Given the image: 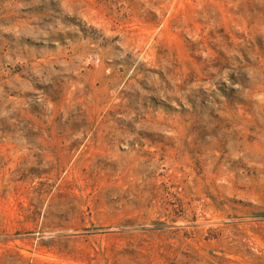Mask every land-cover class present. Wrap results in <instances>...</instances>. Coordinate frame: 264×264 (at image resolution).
Instances as JSON below:
<instances>
[{"label": "rangeland", "instance_id": "374dc122", "mask_svg": "<svg viewBox=\"0 0 264 264\" xmlns=\"http://www.w3.org/2000/svg\"><path fill=\"white\" fill-rule=\"evenodd\" d=\"M0 264H264V0H0Z\"/></svg>", "mask_w": 264, "mask_h": 264}]
</instances>
